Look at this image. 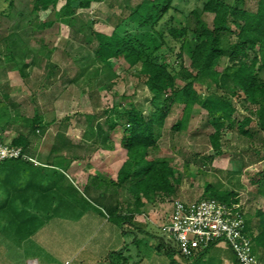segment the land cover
Segmentation results:
<instances>
[{
  "label": "trees",
  "instance_id": "16d2710c",
  "mask_svg": "<svg viewBox=\"0 0 264 264\" xmlns=\"http://www.w3.org/2000/svg\"><path fill=\"white\" fill-rule=\"evenodd\" d=\"M0 1L4 5L2 7L0 3V18L11 16L15 0ZM61 1L64 2L58 7ZM75 1L79 6H89L91 0H31L30 12L51 9L58 21L74 26L72 23L77 17ZM174 1L142 0L129 14L120 15L109 34L87 27L86 43L92 46L94 56L80 75L71 80L76 82L89 66L98 63L94 72L88 74L83 82L92 97L94 92L103 86L107 87L117 77L115 61L123 60L130 67L140 65L139 80L150 93L148 114H145L143 106L134 102L132 96H122L111 107L88 114L83 138L75 143L67 134L70 116L61 121L53 119L47 122L40 108H36L31 115L18 111L5 113L7 119L3 120L2 130L15 125L18 134L12 144L21 146L31 158L34 159L35 142L43 137L46 141L49 138L52 140L46 162L52 167H36L32 160L20 158L0 161V194L37 190L38 194L73 197L77 202L64 201L62 197L57 209L63 208L65 211L64 208L82 204L83 207L103 213V208L109 220L119 226L123 233L130 230L155 237V234L144 230L142 224L135 221V216L142 213L146 202L176 194L181 184L170 157H151V153L159 146L160 138L156 131L164 127L176 104L181 106V118L172 124V132L186 129L196 106L207 113V122H211L214 128V132L209 135L214 152L202 158L204 165H208L214 156L224 153L221 142L223 130L235 124L239 134L248 137L251 144L257 134L261 135L260 146L252 149L260 150L264 155V0H257L255 9H248L245 0H204L200 9L190 11L195 22L193 27L175 23L174 15L180 8ZM206 14L213 15L210 22L206 20ZM1 27L0 23V42L5 43V52L2 54L4 60L13 62L27 83L29 73L26 68L29 64L25 59L30 57L35 60L37 55H30L32 50L29 49V40L26 44L20 35L15 32L4 33ZM184 53L190 58V66L184 63ZM224 57L228 58V62L222 66ZM56 67L59 65L52 66L51 74ZM4 72L0 70V79L2 74L6 75ZM197 82L205 85L204 91L197 88ZM5 86L8 87V84ZM41 87V81L33 85V95H37ZM4 93L8 98L9 92ZM8 100L15 105L12 100ZM235 100L242 102L249 112L241 120L234 117L237 111ZM0 101H4L3 98ZM253 122L255 125L251 128ZM53 125L56 126V132L50 135L47 132ZM119 128L122 129L120 144L126 150L127 159L108 180L96 175L83 191L78 190L66 174L70 164L74 160L86 158L85 152L90 148L113 149L111 134ZM23 179L29 182L20 186ZM254 183L257 186L255 197L264 196V172L259 173ZM91 186L101 191L94 202L84 196L90 194ZM122 189L132 195V207L118 198ZM237 196L236 192L223 189L219 184L206 182L201 198L232 203L239 201ZM6 205L9 204L3 201L0 207ZM68 213H61L60 217L68 218ZM254 215L258 220V233L252 236V241L253 252L257 254L259 249L264 252V210L256 209ZM250 222L249 218L245 219L246 232ZM161 239L165 241L164 252L172 264H181L180 261L186 260L189 262L185 264H197L214 245L195 257L187 258L180 254L175 243L164 236ZM176 253L179 254V261L174 257Z\"/></svg>",
  "mask_w": 264,
  "mask_h": 264
},
{
  "label": "rangeland",
  "instance_id": "374dc122",
  "mask_svg": "<svg viewBox=\"0 0 264 264\" xmlns=\"http://www.w3.org/2000/svg\"><path fill=\"white\" fill-rule=\"evenodd\" d=\"M141 1L91 0L89 6H79L75 1L77 17L72 23L74 26H72L58 21L51 9L31 13V0H15V8L11 16L0 18L1 30L7 34L17 33L26 44L29 40V49L32 50L30 55H37L35 60H31L30 57L25 59L29 64L26 68L29 73V82L33 85L42 81L47 88L45 87L44 92L39 90V96L33 95L15 64L4 60L2 54L5 52V43L0 42V70L7 74V79L3 74L0 79V84H2L0 98L4 100L0 101V124L3 125V120L7 119L8 113L12 114L18 111L31 115L38 107L48 113L47 120L49 121L52 119L61 121L64 117L70 116L72 118L70 125L72 126H68L67 134L77 143L82 140L84 135L80 124L84 127L88 125L85 121L86 116L97 110L101 111L111 107L122 96H132L134 102L138 106H143L145 114H148L150 93L139 80L140 65L130 67L123 60L115 61L117 77L110 81L112 84L109 82L107 87L103 86L94 92L92 97L91 91L83 82L88 74L94 72L98 63L89 66L76 82L71 81L80 75L82 69L91 63L94 56L92 46L86 43L87 27L90 26L95 30L109 34L113 31L114 24L120 19V15L129 14ZM203 1L175 0L174 3L180 8L174 15L175 23L180 26L187 24L193 27L195 22L190 11L194 8L200 9ZM245 1L248 9H255L257 0ZM63 2L61 1L58 7ZM0 3L4 7L1 1ZM212 17L213 15L206 14L208 22L212 20ZM183 58L185 65L190 66L189 56L184 53ZM227 62L228 58L224 57L221 65L224 66ZM54 64H58L59 67H56L51 74ZM9 75L12 77L10 78ZM262 77H264V72ZM17 80L18 84L23 82L24 86L21 84L20 88L16 83ZM5 84H8V87ZM196 86L201 91L205 90V85L201 82H197ZM4 91L9 92L8 98L5 97ZM218 92L223 93L222 90H218ZM8 99L12 100L11 102L15 105L13 106ZM235 104L237 111L234 117L237 120H241L249 114L242 102L235 100ZM180 118L181 106L176 104L164 127L157 129L156 134L160 138L159 146L151 153V157H170L177 175L181 178V184L176 194L165 197V199L158 197L154 201H148L147 207H150V210L153 208L157 214H163L160 224L164 222V216L170 213L174 200L179 198L190 201L203 197L206 182L219 184L223 189L236 192L239 198L238 202L244 206V209L246 208L247 214L254 213L256 209L264 210V196L253 197L257 190L254 180L259 178L260 172H264V155L260 150L252 149L260 146L261 135L257 134L252 145L248 137L239 134L236 124L224 128L221 141L224 153L214 156L208 165H204L202 158L214 152L209 139L214 128L211 122H207V113L196 106L186 129L172 132V124L179 121ZM253 125H255L254 122L250 127L253 128ZM55 127L54 125L50 127L47 133L55 134ZM10 128L12 127L8 126L7 131L3 130L4 140L8 144H12L13 138L18 134L16 130L12 133ZM121 136V128L111 134L113 149H108L109 152L102 151L104 148L99 147L90 148L85 152L87 153L86 158L82 159L83 162L80 163V166L87 170L94 167L96 171H94L95 174L89 175L88 171H81L83 180L99 174V170L105 168L104 164L113 169L117 168V164L120 165L127 159L126 150L120 144ZM43 138L35 142L36 147L50 146L52 140L49 138V141H46L45 137ZM37 163L39 162L37 161ZM113 170L116 171V169ZM109 175L105 176L108 178ZM82 183L77 182L83 190L85 183ZM90 195L94 196V194ZM121 197L129 207L133 206L132 195L127 190L122 189ZM92 211L91 223L86 226L84 222L87 217L80 219L78 223L80 227L75 234H69L63 230L60 220H58L57 227L60 229L55 228L51 231L53 226L45 227L44 232H47V235L43 242L47 246V251L56 258L53 260V264H65V261H68V264H172L164 251H159L148 245L151 242L149 238H144L145 235L130 230L123 233L121 228L113 225L111 220L110 222L105 221L107 218L102 212L97 209ZM68 223L65 222V224ZM152 230L154 231V229ZM155 231L157 232V229ZM159 232L160 235L167 238V235L161 230ZM119 243L121 249L117 250L121 253L112 252V250H116L112 247ZM45 255L46 258L43 256L40 258L41 262L50 260V255ZM174 257L179 260L178 253Z\"/></svg>",
  "mask_w": 264,
  "mask_h": 264
},
{
  "label": "crops",
  "instance_id": "0c3cea01",
  "mask_svg": "<svg viewBox=\"0 0 264 264\" xmlns=\"http://www.w3.org/2000/svg\"><path fill=\"white\" fill-rule=\"evenodd\" d=\"M4 77L7 79V74L4 75ZM9 77L11 78L12 76L9 75ZM16 83L17 84L19 83L18 80L16 81ZM21 84L24 86L23 82H21ZM21 84H18L20 88L22 87ZM36 84L37 83L33 85L36 86ZM41 84L42 87L37 90L38 92L36 97L39 96L40 93L39 90L43 91L44 89L47 88L42 81ZM27 85L29 86V89L31 91L34 90L31 82H27ZM47 114H48L47 112H44L45 120L48 122L49 120H47ZM71 120L70 122H72ZM80 125L84 130L85 128L84 125L82 124ZM11 127L12 128L10 129L12 130V133L15 132V128L13 126ZM7 128L8 127H5L4 130L7 131L8 130ZM49 150L50 147H44V148L36 147V146L34 147V154H35L34 158L39 162V163H34V166L52 167V165H48L46 163L48 162L47 156ZM104 150H107L109 152L108 149H103L102 151ZM43 157L45 160L43 159ZM81 162H83L82 159L72 161L66 174L69 177L72 184L78 190L83 191L79 187L77 182L85 183L83 185L84 188L85 186H88L90 184V181L92 180L94 175L89 177L90 179L87 177L83 180L80 172L88 171V175H89L94 173V171L96 170L94 167H91L90 170H87V168L82 169V167L80 166ZM123 162L120 163V165L117 164V168L116 167L113 168L116 169V171H114L112 168L110 169L109 167H107V165L104 164L105 168L100 169L99 174L97 173L96 175H99L101 179L108 180L109 178L112 177L114 172H118ZM108 171H110L111 173H109ZM106 174L107 175L110 174L108 178L107 176H105ZM28 182L29 180L23 179L21 180L20 186H25ZM13 185L15 186L16 183ZM100 193L101 191L96 190L94 189L93 186H91L90 194H94V196H91L90 194L88 195H85L84 193L83 194L84 196H86L88 200L94 202V198L98 197ZM62 197L64 198V201L68 200V201H72V203L77 202V200L73 197L55 195L53 193L46 195L38 194L37 190H31V191L19 190V192L15 191L12 192L11 194H0V206L3 204V201L9 204L6 205L4 208L0 207V220H1L0 221L1 222L0 223V264H30V262H34V264L54 263L53 260H55L56 258L54 257L53 254L47 251L46 248L47 246L45 245V242H43V240L47 235V232H44L45 227L51 225L53 226L51 227L52 228L51 231H53V229L55 230V228L58 227V220H60V224H63L61 225L63 230L67 231V233L69 234L70 233L75 234L77 232L78 227H80V225H78L80 219L82 218L84 219L85 217H87V220L84 222L87 226L89 223H91L92 212H93L92 209L83 207L82 204L79 206H77V204H74L71 207H68L67 209L64 208L65 211H63V208L57 209V205L61 201ZM253 197H255V195ZM118 198H120L121 201H124V199L121 196ZM147 205L148 202H146V205L143 207L142 213L136 214L135 221L142 224L144 230H148L150 233L155 234L154 235L155 237L151 235H147L145 233L142 234L145 235L144 238H149L151 243L148 245L156 248L159 251L160 250L164 251L165 241L161 239L162 235H160L159 232L161 225L160 223L162 222L161 219L163 217V214H157L156 212L153 211V208L150 210L149 209L150 207L148 208ZM102 210L107 218V220L105 221L110 222L109 215L103 208ZM244 211H245L244 212L245 219L249 218L251 221L249 223V227H248L249 229H247V232L251 235V237L255 236L258 233V229L256 227L258 220L254 215V213L247 214L246 208L244 209ZM65 212L67 213L69 212L67 215L68 218L66 217L61 218L60 214L63 213L64 215H66ZM164 217H165L164 219L166 220L167 215ZM10 219L13 221L9 222ZM64 221L69 223L65 224ZM113 225L117 227L116 224L113 223ZM152 229H154V231ZM156 229L157 232L155 231ZM159 243H161V245L158 247ZM120 246L121 244L119 243L112 248H116V250L121 249ZM45 254L50 255V260L47 259L41 262L40 258L42 256L46 258ZM256 256L258 257L260 263L264 264V252L261 249L257 250ZM180 262L181 264H185L188 263L189 260L180 261ZM65 264H68V261H65ZM197 264H237V260L234 255V252L225 242H218L205 252L204 256L197 261Z\"/></svg>",
  "mask_w": 264,
  "mask_h": 264
},
{
  "label": "built area",
  "instance_id": "2783aa9c",
  "mask_svg": "<svg viewBox=\"0 0 264 264\" xmlns=\"http://www.w3.org/2000/svg\"><path fill=\"white\" fill-rule=\"evenodd\" d=\"M12 158L37 163L21 146L5 142L0 124V161ZM160 230L184 257H195L212 244L225 242L238 264H261L253 252L252 237L245 230L243 206L239 202L227 203L214 198L176 199Z\"/></svg>",
  "mask_w": 264,
  "mask_h": 264
}]
</instances>
